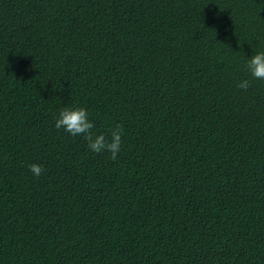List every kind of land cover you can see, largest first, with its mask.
I'll return each mask as SVG.
<instances>
[{"label":"trees","instance_id":"trees-1","mask_svg":"<svg viewBox=\"0 0 264 264\" xmlns=\"http://www.w3.org/2000/svg\"><path fill=\"white\" fill-rule=\"evenodd\" d=\"M259 52L264 0H0V264H264Z\"/></svg>","mask_w":264,"mask_h":264},{"label":"clouds","instance_id":"clouds-1","mask_svg":"<svg viewBox=\"0 0 264 264\" xmlns=\"http://www.w3.org/2000/svg\"><path fill=\"white\" fill-rule=\"evenodd\" d=\"M247 71L256 80H264V52L254 54L246 65ZM239 89L247 91L251 87V82L247 79L240 81L237 84ZM54 127L63 129L72 136H82L88 142V148L96 154L108 152L110 158L115 161L118 153L121 151L123 143V127L121 124H116L114 128H110L111 139H108L105 134H95L93 129L94 122L89 118V111L83 107L62 109L55 119ZM30 171L35 176H40L44 168L42 165L33 163L29 166Z\"/></svg>","mask_w":264,"mask_h":264}]
</instances>
